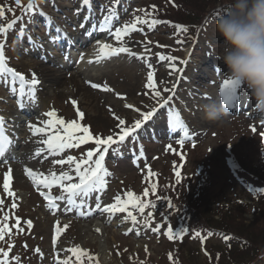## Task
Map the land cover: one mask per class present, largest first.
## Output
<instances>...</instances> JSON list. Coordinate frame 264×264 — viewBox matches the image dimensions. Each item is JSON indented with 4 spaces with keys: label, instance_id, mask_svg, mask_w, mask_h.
Instances as JSON below:
<instances>
[{
    "label": "rangeland",
    "instance_id": "obj_1",
    "mask_svg": "<svg viewBox=\"0 0 264 264\" xmlns=\"http://www.w3.org/2000/svg\"><path fill=\"white\" fill-rule=\"evenodd\" d=\"M176 1L183 2L179 9L166 0H91L89 6L83 5L82 0H36L39 11L46 15L40 16L38 12L30 15L23 12L21 16L15 8V0H0V7L5 11V16L0 18V24L7 25L13 19L18 18L17 16L22 17V19L17 20L12 29L7 31L6 35H0V40L5 41V52L9 66L26 76L30 60L33 61V64L34 61H39V63L42 62L54 70L58 69L56 65L45 61L39 54H27L32 46L37 47L39 51H45V46L48 45L46 35L50 25L55 29L62 26L67 29L71 36L78 37L77 30L81 28L80 25L84 21L91 18L93 24L101 26L103 18L112 11L115 12L112 19V30L114 31L116 27H123L125 24L134 22L136 16H141L150 21L154 17L149 16L148 18L143 12L137 10L144 9L150 13L154 11L152 6H155L156 15L160 18H170L186 24H197L190 26L191 29L187 32L178 31L176 27H173L174 25L167 23H160L153 27H149V24H138L137 30L123 39L124 45L129 47L132 52L137 53L136 57L122 53L100 62L93 61L92 65L88 66V69L94 68V64L96 67H100V70L89 72V82H96L101 73H106L108 75L106 80L111 81L114 98L122 100L124 104L133 105L132 109L123 107V111L118 115L119 118L125 120V126H132L136 119L141 118L136 109L144 112L141 110L142 106L147 105L149 108L153 105L150 104V99L147 98L149 94L143 87L149 70L148 64L152 65L155 75H162L166 73V67H170V63H172L160 61L158 55L178 58L175 63L181 71L175 72V75L179 81L183 82V85L181 89L173 88L172 93L163 92L162 95L164 96L158 98L162 102L170 94L173 95V99L161 110L156 121H151L149 124L147 122V125L142 126L134 133V138H127L123 144L118 147L113 146L106 154L105 167L111 176L106 177L108 184L103 191L85 198L84 206L80 210L86 213L85 217L77 215L74 208L70 212L63 209L62 212L55 215L51 214L44 207L40 196L36 194L37 190L32 188V184H30L32 182L24 171L26 166H21L22 160L18 162L16 155L13 158L12 155L14 156V154H8L6 156L8 163H0V199L5 200V205L2 206L3 211H0V220L4 214L9 215L7 224L12 229V233L10 234L11 238L8 237L7 239L13 245L9 254L11 264H16V261L11 259L13 256L21 258L20 264H56L57 258L64 259L71 255V253L63 250L76 244L97 257L99 264H141V262L143 264H171L167 260L169 251L173 253V256L175 255L174 262L176 264H208V259L204 258L205 255H203V250H200V245L197 246L191 242V234L185 235L183 243L176 239L170 241L164 235L169 227L164 222V214L169 210L165 204H162L163 208H158L160 210L153 213V217L149 220L152 227L161 226L159 232L153 231L152 227L145 226L147 210L144 216L138 212H133L139 221L138 224L134 225L130 220L124 219L127 213L109 216L107 213L95 209V195H99L101 204L106 205L112 203L117 194L123 196L127 190L141 192L142 187L146 184L149 169L155 170L156 176L148 178L158 179L161 184H164L179 162V154L184 155L187 159L185 163L187 173L193 172L197 165H203L207 170L208 178L199 187L197 202H193L198 203L195 204L196 212L192 213V221L195 225L204 224L206 217L204 210L216 211V204L227 205V201L230 202L229 206L232 207L233 211L229 214L231 218L237 217L239 222L248 225L257 216L252 211V206L256 203L253 198V188L259 184L261 177L264 176V136L261 135L264 133V123H262L264 113H253L252 116H249L250 112L256 111L255 102L241 108H237L241 104H236L235 108L237 109H234L226 108L222 100L220 107L225 113L223 121L206 119L205 113L200 109L197 113L195 106H200V99L189 97L190 75L195 72L203 59H209L214 68H208V81L203 84L198 96H216L218 93L221 94L220 85L224 80L221 76L224 72L226 74L227 70L222 60L217 59V56L223 54L225 47L223 38L215 29V23L219 18L205 17L210 8L219 5V2L217 0H211L209 3L204 0ZM27 2L28 0H22V5H26ZM157 9L159 10L157 11ZM201 18L204 20L201 21ZM22 26L25 27V35L20 37L19 30ZM195 34L198 35L194 37ZM193 37L194 39H192ZM178 40L183 42L177 44ZM147 41L152 43L149 45ZM113 42L117 41L114 40ZM54 52L56 56H53L52 52L51 55L55 59L59 58L63 63L66 62L67 59H64L66 55L58 53V51ZM141 56L144 59H140ZM26 57L29 60H25ZM73 60L74 57L71 59V65L79 67L82 64L81 61ZM179 60L188 62L187 64H180ZM141 66L144 68L141 69ZM86 67L83 65L82 69L85 70ZM220 68L222 70H219ZM132 72L136 75L146 73L143 76L140 75L142 85L134 86L137 79L130 75ZM28 75L30 77L31 74ZM70 75L71 72H67L65 79H68ZM84 85L86 90L91 93L93 103L97 106L101 100V92L92 88L88 82H84ZM11 87L13 85L10 79L7 83L0 79V115L10 121L16 117L15 115H21L18 111V96L12 94ZM15 87L18 88V82ZM45 87L41 85L37 87L35 101L25 100V109L36 110L33 114L26 113L17 134L14 131H9L11 138L18 136L22 141L35 140L39 142L44 137H33L27 127L29 123L42 126L43 122L49 119L45 113L52 110H55L57 116L66 121L78 119L77 108L85 113V118L81 123L89 126L93 135L105 138L110 134L115 135L118 131L116 128L117 119H112L111 123L106 124L102 118L95 117L92 111L94 104L88 107L80 100V97L76 96L75 98L69 94L58 95L56 89L54 91L51 89V92L47 93ZM129 88L134 89L132 99L129 96L124 97ZM157 90H160L159 83H157ZM117 93L120 95L118 96ZM73 99L77 101L76 106H73L71 102ZM247 100L242 99L240 102L247 103ZM155 107L158 108V103ZM169 108L174 110V114L179 115L180 120L183 121L190 133L191 139H186L183 147L176 143L177 139L182 137V131L173 129L168 125ZM6 119L7 129L12 130L13 122L11 127L10 121L8 122ZM165 127H168L167 130ZM253 128L256 131H253ZM161 129L162 131H160ZM20 143L18 142V145L13 149L16 154L23 155L26 151L30 152L31 149L23 148ZM169 145H172L175 154L169 150ZM42 146H37L35 150ZM93 147L95 145L86 146L88 151ZM77 149H68L60 156L45 154L36 158L32 163L28 155L24 159L29 164V168L34 171L47 174L50 169H54L59 173L61 170L68 171V166L53 165L52 161L58 158L66 159L69 155L79 156L82 152L77 151ZM141 149H143V156L140 155ZM35 150H32L31 153ZM236 160L243 168H235L234 162ZM9 167L12 169L11 188L18 197L16 209L11 208L12 198L7 197L6 193L3 192V176ZM199 179H197V183L200 182ZM147 188L150 190L151 185L147 184ZM56 190L59 192L58 188ZM89 211L90 214H88ZM15 217L21 219L23 231L15 226ZM107 217L109 218L107 219ZM213 217L217 219V216ZM29 219L33 221V227L30 229L25 223ZM57 220L60 221L61 226L69 224V227L58 239L57 248H53L52 236ZM96 223L101 224L102 230L98 233L99 238L91 229ZM209 244L214 246L212 242ZM3 246L6 250L7 245L4 243ZM37 248L40 249V252H36ZM57 252H59L58 257ZM69 264H76L74 257ZM219 264H229V259H223ZM248 264H264V250L251 259Z\"/></svg>",
    "mask_w": 264,
    "mask_h": 264
},
{
    "label": "snow or ice",
    "instance_id": "obj_2",
    "mask_svg": "<svg viewBox=\"0 0 264 264\" xmlns=\"http://www.w3.org/2000/svg\"><path fill=\"white\" fill-rule=\"evenodd\" d=\"M83 5L89 6L91 4V0H82ZM15 4L18 7H22V11L27 14L37 13L40 16L46 15L42 11H39L38 5L36 4V0H28L26 5H22V0H15ZM153 10H155V6H152ZM11 11V9H9ZM137 11L143 12L145 16L151 15L144 9H138ZM5 16V11L2 7H0V18ZM115 16V12L110 11L109 15H106L103 18V23L101 24V30L106 31L108 35L113 38L115 41L119 43V46H114L110 43H105L102 41H97V49L95 53V61L100 62L103 59H107L109 57L118 56L122 53H126L133 57L137 56V53L132 52L131 49L124 45L123 39L125 36L137 30L138 24H149V27H153L157 24H160L162 21L158 19H144L141 16H136L134 22L130 24H125L123 27H116L115 30H112V19ZM22 19V17H18L13 19L7 25L0 24V35H6L7 31L12 29L16 24L17 20ZM81 28L84 27L83 24L80 25ZM176 29L182 32H187L188 29L184 25L177 24L175 25ZM60 30L57 29V32ZM25 35V27L22 26L19 30V36L23 37ZM61 37L59 35L53 36L52 42L55 43ZM183 41H177V44L182 43ZM151 41H147V44H151ZM147 50V49H146ZM64 59H68V56H65ZM81 60L84 59V56L81 55ZM140 59H144L143 56ZM158 59L160 61L172 62L170 63V67L172 71L179 73L181 69L177 67L175 61L178 60L175 56H166V55H158ZM92 63V60L88 61ZM186 60H179L180 64H187ZM147 71V79L144 83L143 87L147 90V94L153 96V98H161V91L157 90V82L155 80V71L152 68V65L148 64ZM171 74V73H170ZM0 79L4 80L5 83L8 80H11V92L13 95L18 96V106L20 108L25 107V100L29 102L35 101L36 99V91L37 87L41 84V81L37 77L35 72H32L30 77L26 76L24 73L12 68L8 64V58L5 52V41L0 40ZM18 82V88L15 85ZM91 83V82H89ZM91 87L94 89L102 88L105 92H111L113 89L108 87L106 84L101 85L99 83H91ZM241 87V83L238 80L233 78H226L223 80V83L220 85V93L223 96V103L226 108H235V101L237 100V89ZM175 88V85H173ZM172 88L165 87L163 89L166 93H172ZM119 96L120 94L117 93ZM124 99V97H121ZM173 99V95H169L167 99H164L162 102L159 100L158 108L154 107L150 111L140 112L139 109H136L140 114V119H136L132 126H125L126 122L124 119L116 116L118 124L116 128L118 131L115 135H108L105 138H101L98 135H93L90 127L81 123V121L85 118V113L81 111L79 108L76 109V115L78 119L65 120L62 117H58L55 110L49 111L45 113V116L49 119L43 122L42 126H38L36 123H29L27 125L31 135L33 137L42 136L44 137L39 141L44 147L37 148L35 152V156L39 157L43 152H47L50 156H60L61 153H64L68 149L79 148L81 145H86L90 142H93L95 147L92 150L84 153L81 158L77 159L74 156H67L66 159L58 158L52 161L53 165L68 166V171L61 170L59 173L54 169H50L47 174L43 172H37L32 170L31 168H25V174L28 178L31 179L32 184L37 188L39 194L43 197V199L47 202L46 207L52 211L53 215L60 209L62 206L59 202L65 201V211H72L73 206L77 208H83L85 203V198L92 196L95 193L103 191L108 181L106 177L111 176L109 170L105 167V156L109 153V150L113 148V146H119L123 144V142L129 138H134V133L138 129H141L142 126L146 124V122L153 121V118L157 115L158 109L165 108L166 105L169 104V101ZM73 106H76L77 101H71ZM126 108L132 109L133 105L125 104ZM111 111V109H109ZM168 125L173 129H180L183 133L180 139H177L176 143L183 147L184 141L186 139H191L188 128L184 125L183 121L180 120L178 114H174V110L169 108L168 110ZM264 123V120H262ZM5 117L0 115V163L7 164L8 159L6 158V153L9 150V146L12 145L13 140L5 133ZM253 131H256L253 128ZM264 136V133H261ZM169 150H172L175 154V150L172 148V145L168 146ZM143 149L140 151V155L143 156ZM181 158H183L181 154ZM155 173H153L150 169L148 171V176L152 177ZM175 175L177 177V184L180 183L181 172L176 171ZM12 184V169L11 167L4 173L3 176V192L6 193L7 197L12 198L11 208L16 209L18 207L17 204V194L11 188ZM54 187H57L60 191V195H53L52 190ZM46 190V191H45ZM151 192L155 194L156 192V184L153 183L151 185ZM149 196V188H144L143 197L147 198ZM95 209L100 210L102 213H107L109 216H114L117 213H127L124 217L125 220H130L132 224H138L139 221L137 219V215L133 214V210L138 211L141 216H144L145 209L152 207L155 208V204H152L151 201L143 199L140 195L135 194L133 191H126L123 193V196L117 194L114 197V201L112 203L102 205L101 197L99 195H95ZM167 199V198H166ZM5 205V200L0 199V211H3V207ZM169 208L173 207L171 200H168ZM86 213L84 211H80L79 215L83 216ZM90 214V211L89 213ZM153 217L152 212L147 213V218L144 223L146 227H152L149 223V220ZM9 220V215L4 214L2 220H0V241H3L7 245V250L5 248L0 247V264H11L9 260V254L12 250L13 245L10 243L9 239H6V236H10L12 233V229L8 227L7 221ZM15 226L23 231L21 227V219L19 217H15ZM27 227L30 229L33 227V221L27 220L25 222ZM69 227V224H63L61 226L60 221L57 220L54 226V234L52 236V245L53 248H57V241L61 237L62 233ZM152 230L155 232L161 231V226L156 225L152 227ZM97 232L100 229H96ZM131 231V229H129ZM185 230H182L179 234L173 233V228L168 227L167 232L164 235L172 241L179 238H183ZM127 234V233H126ZM197 237H200V234H196ZM202 241L204 238H201ZM229 238L225 236V240ZM26 247V246H25ZM67 253H71L70 256H67L64 259H56V264H69L72 258H75L76 264H99L98 258L93 256L87 249L82 248L79 244L74 245L71 248L66 250ZM147 251V249H146ZM36 252H40V249L37 248ZM207 255V253H205ZM42 255V254H41ZM59 256V252H57V257ZM12 260L16 261V264H20L21 258L19 256H13ZM169 259L172 260L173 257L171 253H169ZM143 264V262H141Z\"/></svg>",
    "mask_w": 264,
    "mask_h": 264
},
{
    "label": "trees",
    "instance_id": "obj_3",
    "mask_svg": "<svg viewBox=\"0 0 264 264\" xmlns=\"http://www.w3.org/2000/svg\"><path fill=\"white\" fill-rule=\"evenodd\" d=\"M166 1H169L174 7H178V9L183 5V2L179 3V1L176 0ZM204 1L209 3L211 0ZM217 1L219 2V5L212 6V8H210L205 14L206 18H220L228 12L233 2V0ZM158 10L159 9H157V11ZM151 12V15L149 16L162 21V24H172L174 25L173 27L177 24L184 25L188 31L191 29L190 26L197 25L190 23L186 24L170 18H160L156 15V9ZM149 16L147 17L149 18ZM204 18H201L200 20L202 21ZM197 35L198 34H195L194 37ZM194 37L192 39H194ZM178 159L179 162L176 164L173 171H171L170 177H168L164 184H161V181L158 179H149L147 183L148 185H152L153 183L156 184L155 194L151 192V189L149 190L148 198L151 203L153 202V204H157L163 201L168 203V200H171L173 207H171L172 212L170 215L172 216L166 219V221L175 223L173 228L174 234H179L182 230H185L183 238L185 235H192L191 242L197 246L200 245V250H203V255H205L204 258L208 259V264H219L223 259L227 258L229 259V264H248L251 259L264 250V176L261 177L262 179H260L259 184L253 188V198L256 200V203L252 206V211H254L253 213H256L257 216L251 223L245 225L239 222L237 217L233 216V218H231L229 214L233 213V211L232 207L229 206L230 202L227 201V205L216 204V211H211L209 209H207V211L204 210L206 212L204 224L195 225L192 221V213L196 212L195 204L198 203L193 202H197L199 187H201L206 181V178H208L207 170L205 169V166L197 165L193 169V172L191 171L187 173L185 167V163L187 162L186 157L183 156V158H181L180 156ZM234 166L235 168H243L239 165L237 160L234 162ZM176 171L181 172L179 184H177V177L175 175ZM153 173H155L154 176H156V172ZM205 174L206 177H204ZM197 179H199L200 182L197 183ZM213 216H217V219ZM197 233L200 234V237H197ZM225 236L229 239L225 240ZM183 238L181 239L177 236L176 240L183 243ZM201 238H204L203 241ZM209 242H212L214 246L210 245ZM169 253H171L173 257L172 260L169 259ZM205 253H207V255ZM174 259L175 255L173 256V253L169 251L167 253V260L170 261L171 264H176Z\"/></svg>",
    "mask_w": 264,
    "mask_h": 264
},
{
    "label": "bare ground",
    "instance_id": "obj_4",
    "mask_svg": "<svg viewBox=\"0 0 264 264\" xmlns=\"http://www.w3.org/2000/svg\"><path fill=\"white\" fill-rule=\"evenodd\" d=\"M84 27L83 28H79L77 30V34L78 35V39L74 40L72 39L70 42L72 44H74L77 48L76 50V55L78 57H80L81 53H85V58L83 60L80 59V61L82 62L81 65H79V67H76L75 65H71V60L68 62L63 63L61 61V59H55L54 57H51V52L53 54V56H56L54 51H65L63 49V43L66 42V38H63L62 41H58L55 43H50L53 48L54 51H50V49L48 47L45 46V51H37V49L34 47L33 49H31L27 54L29 55H34V54H39L40 56H42L43 59H45V61L54 64L57 66V70L52 69L50 66H46L44 65L42 62L39 63V61H34V64L32 63L33 61L30 60L29 64L27 66V71L26 74L29 77L28 74H31L32 72H35L37 77L39 78V80L41 81V86H46L45 89L47 90V93L50 91L51 89H53V91L56 89V92L58 91V95H64V94H69L72 95L73 97L76 98L80 97V100L89 106H92L93 103V99L91 97V93L86 90L84 82H88L89 83V76H90V71H94V70H100L98 67H96V65L94 64L93 67L88 69V66H91L92 63H89V59L90 58H95V53H96V49L98 47L97 45V41H102L105 43H109L113 44L114 46H117L118 43L117 42H113L114 39H112L108 33L106 31H102L100 26L97 24H93L91 18H89L88 20H86L83 23ZM60 37H62L61 35H59ZM61 39V38H60ZM49 41V40H48ZM77 56H74L78 58ZM207 59V58H206ZM203 59L201 64L196 68L195 72L192 73L189 77V87H188V92H189V97L191 98H198L200 99V106H195L197 113H198V109H200V111H203V106L205 104L208 103H215L218 106L221 105L220 101H223V96L222 94H217L216 96H201L199 97L198 94L201 92L203 84L206 83L208 81V68H214V66L212 65L211 61L208 59ZM25 60H29L28 57L25 58ZM95 60V59H94ZM106 60V59H104ZM32 63V64H31ZM86 65L87 67L84 69H82V66ZM30 70H29V69ZM141 69H143L144 67L141 66ZM130 69H132V67L130 66ZM139 69V70H141ZM87 70V71H86ZM156 70V69H155ZM219 70H222V68H220ZM166 73L164 74H156L155 75V80L157 83H159V87H160V91L161 94H163V89L165 87L167 88H172L173 89V85H175L174 89L177 88H182V83L181 81H179V79L177 78V75H175V72L172 71L171 67H166ZM224 71V70H223ZM28 72V73H27ZM67 72H71V75L69 76L68 79H65ZM89 73V74H88ZM171 73V74H170ZM143 75H145L146 73L143 72ZM131 76H133L134 78H136V82L134 84H131L132 86H137L139 84L142 85V83H140L142 80L143 75L141 74H135V73H130ZM141 75V76H140ZM223 79L226 78H232L230 76V73L228 71V69L226 70V74L225 72L223 73V75L221 76ZM106 78H108V75L106 73H101L100 74V78L96 79V82L94 83H99L101 85H107L108 87L112 88V85L110 84L111 81L106 80ZM63 79H65L63 81ZM187 79V78H186ZM134 88V87H133ZM133 88H129L127 89L128 92H126L127 94L124 97H130V99L133 98L134 95V89ZM96 91L101 92V100H99V102L97 103V106L94 104L92 107V111L95 114V117H100L104 120V122L106 124H109L112 122V119L115 120L116 116H118L123 110L122 108H126L125 104L122 100H118L114 98V94L113 91L111 92H105L102 90V88L100 89H96ZM164 95H162L161 97H163ZM148 99H150V104H153L151 107H147V105L142 106L141 110L142 111H150L152 108L155 107V105L157 104L156 102L158 101V98H153L152 95L149 94V96L147 97ZM129 99V100H130ZM242 99H248L247 103L246 102H240V100L242 101ZM128 102V99H127ZM252 102H255L251 96L250 93L248 92V90L246 89V87L241 84V87L239 89H237V100L235 101V104H241V106H238L237 108H241V107H245L246 105L250 104ZM234 108V109H237ZM111 109V111L109 110ZM164 109V108H163ZM163 109H158L157 115L153 118V121L157 120V117L160 115L161 110ZM27 109H23L21 111V115H19L18 117H14L13 122V128L12 130L17 131L18 133V127L20 126V123L23 122V117L26 115V113H34V110H27ZM256 111L254 112H250L249 116H252L253 113L259 114L260 111L255 109ZM127 111V110H126ZM141 112V111H140ZM139 113V112H138ZM203 113H205L203 111ZM252 113V114H251ZM151 121L148 122V124ZM147 125V122L146 124ZM162 126V125H161ZM166 130L168 127H165ZM162 129H164L162 127ZM162 129L160 131H162ZM179 132V131H178ZM24 139V138H23ZM17 142H21L20 146H22L23 148L26 149H31L30 152H25L23 153V155L20 154H16V157L18 158V162L20 160H22V165L21 166H26L24 168L29 167V164L27 162H25L26 159H24V157L26 155H28V158L30 159V162H34L36 160L35 153H31L32 150H34L38 145H40L39 142H36L35 140H17L16 142H13L12 145H16ZM21 179V178H20ZM21 186V185H20ZM105 219V218H104ZM108 219V218H107ZM94 233L95 236L97 238L98 237V233L102 230L101 229V224L96 223L95 225L92 226L91 228ZM96 229H100L99 232L96 231Z\"/></svg>",
    "mask_w": 264,
    "mask_h": 264
},
{
    "label": "clouds",
    "instance_id": "obj_5",
    "mask_svg": "<svg viewBox=\"0 0 264 264\" xmlns=\"http://www.w3.org/2000/svg\"><path fill=\"white\" fill-rule=\"evenodd\" d=\"M215 29L225 43L217 59L246 87L256 109L264 113V0H233ZM203 111L208 120L224 119L223 109L215 103L205 104Z\"/></svg>",
    "mask_w": 264,
    "mask_h": 264
}]
</instances>
